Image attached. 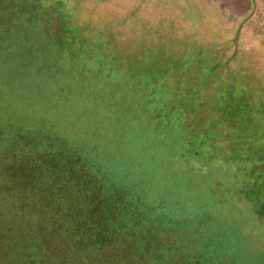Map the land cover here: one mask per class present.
I'll use <instances>...</instances> for the list:
<instances>
[{
    "label": "rangeland",
    "instance_id": "obj_1",
    "mask_svg": "<svg viewBox=\"0 0 264 264\" xmlns=\"http://www.w3.org/2000/svg\"><path fill=\"white\" fill-rule=\"evenodd\" d=\"M1 124L63 263L264 264V0H0Z\"/></svg>",
    "mask_w": 264,
    "mask_h": 264
},
{
    "label": "trees",
    "instance_id": "obj_2",
    "mask_svg": "<svg viewBox=\"0 0 264 264\" xmlns=\"http://www.w3.org/2000/svg\"><path fill=\"white\" fill-rule=\"evenodd\" d=\"M11 129L12 127L4 129L1 124L0 162L1 156L7 152L5 143H11L9 141L12 136ZM5 175L4 171H0V264H10L6 262L5 257L7 252L15 249L17 253H11L15 258V262L12 263L66 264L61 258L65 255L64 248L59 245L54 247L48 245V240L45 238L47 228L39 220L42 217L41 212L36 215L32 209L22 210L20 201H18L19 192L9 189Z\"/></svg>",
    "mask_w": 264,
    "mask_h": 264
}]
</instances>
